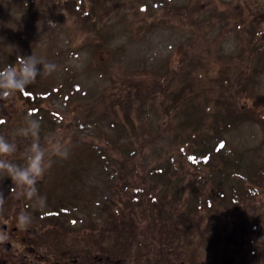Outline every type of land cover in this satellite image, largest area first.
I'll return each instance as SVG.
<instances>
[{"label":"rangeland","instance_id":"1","mask_svg":"<svg viewBox=\"0 0 264 264\" xmlns=\"http://www.w3.org/2000/svg\"><path fill=\"white\" fill-rule=\"evenodd\" d=\"M68 1L0 0V50H9L10 53L11 49L17 51L13 65H16L17 56L34 54L45 62L55 64L58 71L65 77L70 76L73 84H78V90L71 88V98L54 94L43 103L44 109L57 108L59 115L50 111L38 112L45 115L42 118L47 119L45 126L49 127L50 120L53 127L43 130L45 140L42 144L59 140L67 149V157H53L52 164L59 165L63 176L60 179L70 180L71 187L68 188L74 190H71L74 195L70 204L63 201L69 206L63 207L66 212H63L62 220L56 222L57 229H50L52 222V225L46 223L40 226L32 222L31 229L42 230L43 225L47 235L42 236L43 231L33 234L36 242L39 238L40 244L44 238L46 244L39 245L37 255L29 256L31 264H40L43 260L39 259L46 254L51 259L57 257L68 261L75 255L78 258L87 255L86 252H93V249L96 254H101L99 241L103 239L91 230L104 227L106 219L100 212L96 213L95 197L107 200L110 212L116 211L115 207L124 208L128 200L136 198L131 194L133 189L130 192L125 190L117 177L119 174L124 179L135 180L138 170L135 165L117 161L102 168L101 163L91 162L90 151L80 148L95 134L92 128L99 136L93 138H102L100 126L104 127L106 119L114 116L105 109L108 106L113 111V93H116L119 85L136 81L144 93L156 90L155 100L149 103L145 119H137L138 124L141 123L137 129H142V144L136 155L132 154L135 157L141 154L144 159L151 160L156 146L163 148L162 155L168 159L170 156L181 159L174 143L178 139L176 134L190 129V125H181V120L191 110L185 107H190L193 99L196 106L200 105L203 110L220 105L234 106L239 119L228 122L229 125L220 133L227 139L229 156L232 157L231 153L239 150L248 153L252 164H264V50L253 51L257 46H264V0H105L103 5L109 6L112 11L104 18L102 28L94 29L99 32L91 27L85 28L84 21L73 14L74 7H67ZM76 1L79 3L80 0ZM160 1L167 8L154 9L153 2ZM209 1L210 5H207ZM81 2L84 4L83 0ZM139 2L146 6L142 11L137 9ZM194 8L198 10L197 13L193 12ZM192 16L201 22L195 25ZM22 27H29L31 35L26 36L21 31ZM97 43H101L99 48L96 47ZM155 81L159 82L158 87ZM166 84L169 93L163 92ZM180 89L182 94L176 100L179 107L171 110L172 91L177 93ZM13 97L7 99V103L0 102V117L14 122L16 135L8 136V139L26 149L25 142L30 141L31 137L25 138L19 133L18 121L25 124L29 115L23 114L25 104L17 98L18 95ZM225 98L226 104H223ZM157 108H160L159 114L155 113ZM5 109L9 110L10 115L3 112ZM166 110L170 116H167ZM220 124L225 123L221 121ZM70 134L73 135L70 137ZM149 139L154 140L153 145ZM100 141L107 144L105 140ZM118 148L113 149L112 153H118L117 150L125 153L124 146ZM23 152L6 159L13 162L18 159L24 163L26 153ZM221 153L226 154V151ZM184 168L194 169L189 162ZM202 173L207 182L200 189L201 193L192 190L190 179L178 181V185L183 186L187 201L201 196V201L211 198L217 203H213L210 212L204 202L199 203L200 209L195 214L193 227L190 220L183 229L176 226L181 243H174L176 247L170 251L171 254L158 252L160 243L156 239L160 228L163 232L173 231L161 222L157 224L160 228L147 231L144 220L152 223L150 216L148 219L143 217V220L137 216L133 221L129 218L118 221L123 227L116 231L121 232L119 239L132 248L124 264H169L172 261L177 264V259L181 257H185L189 264H219L226 255H232L235 264H264V186L260 183L261 176L257 179L259 183L250 185L253 191L249 189L235 206L231 200L232 194L227 192L231 190V185L221 181L214 172ZM218 177L222 183L220 187L213 181ZM225 178L237 181V185L246 182L237 174ZM145 185L150 186L144 181L138 183L137 188L148 191ZM48 186V181L37 184L38 190ZM101 186L104 189L102 193ZM12 187L7 177L0 180V193L5 197L6 211L12 214L13 220L17 223L21 211H27L37 219L33 202L18 199L11 192ZM97 189L99 193L95 196L93 192ZM219 192L225 193V203L219 199ZM76 204L80 207L72 206ZM8 219L9 216L2 217L3 221ZM146 234L147 239L141 242ZM128 240L142 245L138 249ZM112 249L110 245L103 258L113 259L116 253Z\"/></svg>","mask_w":264,"mask_h":264},{"label":"trees","instance_id":"2","mask_svg":"<svg viewBox=\"0 0 264 264\" xmlns=\"http://www.w3.org/2000/svg\"><path fill=\"white\" fill-rule=\"evenodd\" d=\"M83 1L84 4L81 2V0L79 3L76 0H70L66 2V4L67 7H74L72 11L73 14L84 21L86 26L85 28L91 27L93 31H95L94 29L102 28L104 18L112 11V9L109 6L103 5L105 0ZM159 4L161 5L159 6ZM163 4L164 3L161 1L153 2V6L156 7L154 9H161V6L165 7L166 5L164 6ZM166 4H168V2H166ZM207 5H210V1L207 3ZM144 6L145 4L139 2L137 9L142 11V9L146 8V6ZM74 9L76 14L74 13ZM197 11L198 10L195 8L193 9L194 13H197ZM192 20L195 22V25L201 22L199 19L196 20V18L193 16ZM30 30L31 29L29 27H22L21 29V31L26 36L31 35ZM100 44L101 43H97L96 47L99 48ZM260 50H264V46H257L253 49V51L256 52H259ZM253 51L251 50V52ZM16 54L17 51L15 52L13 49H11V53L9 50H0V70H3L10 64H13L15 62ZM154 84H156L155 86L157 87L159 86L158 81H155ZM68 88H70L69 91ZM71 88H73V79L69 76L65 77L63 73L56 69L50 75L38 76L36 81L27 87L25 94L17 93V98L21 99L25 104L23 114H31L32 118L40 119V124L42 126L40 129L41 143L45 140L43 130L47 128L51 130L53 127L50 124V120L48 121L49 127L45 126L47 125V119H42L45 115L39 114L38 112L41 110V113H43V111H50L51 114L59 115L56 112L57 108L44 109L43 103L45 101L47 102L48 96H52L54 94H64V96L70 97ZM169 90L168 84H166L163 92L167 93ZM181 91V89L177 93L172 91V95L170 94L173 97H171L172 104L169 107L171 110H173V108L179 107L176 100L179 99L178 95H180ZM113 94L114 96L111 102L113 111H110L107 106L105 112L112 113L114 116L112 118L106 119L104 127L100 126L99 132L102 138L94 139L93 137L99 138V136L97 135V131H95L96 129L92 128V130L95 132V136L92 135L91 139H89L81 147L79 145V147L82 148L83 151H90L91 162L101 163L102 168L104 166L108 167L112 163H117L118 161L121 164H133L138 169L136 171L135 180L133 178L124 179L123 176H120L119 174L117 175L118 179L122 181V187L125 190H129V192L131 189H133L131 194L133 197H136L128 200L126 204H124V208L115 207L116 211L110 212L108 211L109 208H107V200L105 201L103 197H100L99 199L95 197L94 201L96 202V213L100 212L102 214L101 216H104V219H106V224L102 228H92L91 232L100 235V237L103 239V241H99L102 246L105 247L103 244L105 240L109 246L111 245V247L114 248L112 250L116 253L113 257L115 264H124L126 262L125 260H128L127 254L132 252V248L128 247L127 243H124L119 239L121 232H116L117 229L123 228L120 222H118L119 220H125L126 218H129L133 221V219L137 216L142 217L143 220V217L148 219L150 216V221H152V223H149V221L146 222L144 220L145 225H147V231H151L154 228H160L157 224L161 222V224L173 231L163 232L160 228L156 241L160 243L159 246L166 247L172 251L174 250V247H176L174 246V243L176 241H180L176 232V226L178 227L177 229H183L184 224L188 223V220H190V225L193 227V223H195L196 220L195 214L199 213L197 210L200 209L198 204L204 202L207 208H210V212L213 203H217L211 198H209V200L207 199L206 201H201V198H199L201 196L198 197L199 199L197 197H192L190 198V201H187L183 195L185 190L182 188L183 186L180 187L178 185V181L184 182L185 178L190 179L193 183L192 190H198V193H201L200 189L204 187L205 182H207L202 172H214L217 176L219 175L221 181L231 185V190H227V192L232 194L231 200L235 206H238L239 200L243 196H246L249 189L253 191V188H251L250 185L254 186L256 183H259L257 182V179L260 176V183L262 186H264V164H261L260 166H257L259 164H252L248 159V153L243 151L235 150L233 153L230 152L232 155L231 157L229 156V151L226 150L228 146L227 139L220 133L222 132V129L226 127V125H229L228 122H233L234 119L237 121L239 119V116L236 115L234 106L229 107L220 105V107L217 106L212 109L206 108V110H203L200 105L196 106V102L192 99L191 106L185 107L187 110L189 108H191V110L189 109L186 112L184 118L181 120V125H185V127L190 125V129L186 130L184 133L176 134L178 139L174 143L176 145V153L181 157L182 160L180 158H175L174 156H170L168 159L162 155L163 148L159 149L156 146H154V151H152V159L147 160L144 159L141 154H138L137 157L134 156L142 144V137H140L142 129H137L141 123L138 124L137 119H145L146 109L149 103L152 100H155L156 90H149L147 93H144L140 90L139 83L136 81H131L124 83L123 85H119L116 93ZM7 101L8 100H0V102L3 103H7ZM223 101V104H226V98L223 99ZM160 108L156 109V114H159L158 111ZM3 112L7 115H10V112L7 109L3 110ZM166 114L167 116H170L169 111L167 110ZM0 120L5 121V123L0 124V134L5 135L7 139L8 136H15L16 132L13 125L14 122L7 117L5 119L4 117H0ZM221 121L225 124L221 125ZM18 123V129L24 126L23 121L19 120ZM6 133H8L7 136ZM72 135L73 134H70V137ZM31 139L35 138L31 137ZM100 140L107 141V144L104 145V142H101ZM204 140H206V142H204ZM9 141L12 142V139H9ZM29 142L30 141L25 142V148H27ZM153 142L154 140H150L149 143L152 144ZM122 146H124L126 149L125 153L120 150H117L120 153H112L113 149L118 147L120 148ZM141 151L142 149L140 150V153ZM222 151H226V154L221 153ZM17 153H24L20 146ZM17 153H14L13 155L15 156ZM243 158H246L247 160L244 161ZM10 159H12V157H10ZM188 162L191 163L192 167L194 168L192 171L189 168L188 170L184 168L185 164ZM14 163L23 165L22 160L18 159L14 161ZM62 172L64 173V170H62ZM143 172L144 174L142 175ZM235 174H237V177L246 179V182L244 184L237 185V181H231L230 179L225 178L230 177L231 175L234 177ZM60 177L63 176L60 174L59 165H56V163H51V167L46 171L44 177L38 183L41 184L42 182L48 181L50 184V186L39 189L38 191L40 196L45 198V201L53 199L52 205H50L49 209V214L52 216H48L51 217L50 221L52 222H57L60 219L62 220L61 217L63 216V212H66L63 211V207L70 204V199H72L74 195V193L71 192L72 189L68 188L71 187V184L69 183L70 180L67 178L66 179L68 181L63 178L60 179ZM219 177L213 180L216 186L222 184L219 180ZM7 179L11 181L10 178ZM247 179L249 183L247 182ZM144 181L150 185H145L148 188V191L143 190L140 187L137 188V184ZM228 181H230L231 184L228 183ZM103 187L106 189L109 188H107L105 185H103ZM110 188L112 187L110 186ZM103 190L104 189H102L101 186L100 193H102ZM93 193L95 196H97L99 189L95 190ZM112 194L113 193H111V195ZM194 194H196V192ZM217 194H219V199L225 203V193L223 194V192H219ZM63 201L68 204H64ZM228 202L230 204V199H228ZM72 206L78 208L80 207L78 204ZM112 210H114V208H112ZM39 212H41V210H39ZM87 213L89 214L90 212L87 211ZM124 213L129 214V216H127V214L125 215ZM154 220L157 221L156 224L154 223ZM126 228H128V226H126ZM146 239L147 234L144 236V239L141 242H144ZM184 240L185 239H183V241ZM130 243L135 247L138 246V249L139 246L142 245V243ZM123 251L125 252L123 253ZM116 257H120L118 258L119 263H116ZM194 258L195 256L193 259ZM193 259L191 260V263L194 262ZM180 261L181 264H189L188 260L186 262L185 257H181ZM219 264H235L234 257L232 255L223 256V259Z\"/></svg>","mask_w":264,"mask_h":264},{"label":"clouds","instance_id":"3","mask_svg":"<svg viewBox=\"0 0 264 264\" xmlns=\"http://www.w3.org/2000/svg\"><path fill=\"white\" fill-rule=\"evenodd\" d=\"M16 65L10 64L0 70V100H7L17 93L25 94L27 87L33 84L38 76L50 75L57 68L55 64L45 62L34 54L17 56ZM3 123L5 121L0 120V124ZM40 129V121L32 118L31 114L26 118L24 126L19 129L23 137L35 138L30 139L27 148L23 149L26 153L23 165L6 159L17 153L19 146L0 134V180L10 178L13 184L11 192L15 193L18 199L33 201L36 208L45 206V198L40 196L37 184L51 167L52 158H66L68 155L66 147L59 140L46 141L42 144ZM4 203L5 197L0 193V211L3 210ZM32 219L27 211H21L17 216V229L27 230ZM9 240L7 231L0 228V244H7Z\"/></svg>","mask_w":264,"mask_h":264},{"label":"flooded vegetation","instance_id":"4","mask_svg":"<svg viewBox=\"0 0 264 264\" xmlns=\"http://www.w3.org/2000/svg\"><path fill=\"white\" fill-rule=\"evenodd\" d=\"M3 216H9V219L3 221ZM0 228L6 230L10 237L7 244H0V264H27V260L31 264L32 262L28 258L36 252V240L32 237L29 228L27 230H18L12 214L3 210L0 211ZM88 259L89 255L85 254L79 256V258L75 255L70 261L58 258L47 261L46 256H44L43 259H40L43 260L40 264H97Z\"/></svg>","mask_w":264,"mask_h":264}]
</instances>
